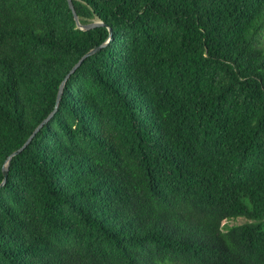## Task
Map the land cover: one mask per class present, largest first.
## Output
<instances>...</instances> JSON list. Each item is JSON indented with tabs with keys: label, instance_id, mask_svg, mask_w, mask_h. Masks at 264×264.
Masks as SVG:
<instances>
[{
	"label": "trees",
	"instance_id": "obj_1",
	"mask_svg": "<svg viewBox=\"0 0 264 264\" xmlns=\"http://www.w3.org/2000/svg\"><path fill=\"white\" fill-rule=\"evenodd\" d=\"M72 4L54 111L108 30L0 0V264H264V0Z\"/></svg>",
	"mask_w": 264,
	"mask_h": 264
},
{
	"label": "water",
	"instance_id": "obj_2",
	"mask_svg": "<svg viewBox=\"0 0 264 264\" xmlns=\"http://www.w3.org/2000/svg\"><path fill=\"white\" fill-rule=\"evenodd\" d=\"M67 3H68V7L69 9L71 10L72 14H73V18H74V21H75V24L77 26L78 29L82 30V31H87V30H90L94 27H98V26H103V27H106L107 30H108V38L107 40L101 44L100 46L86 52L83 56H81L79 58V60L73 65V67L70 69V71L67 73V75L64 77L63 81L60 83V86H59V89H58V93H57V97H56V103H55V108H54V111L55 109L57 108L58 106V103H59V100H60V97H61V94H62V90H63V87H64V84L65 82L67 81V79L69 78L70 75H72L79 67L80 65L82 64V62L87 59L88 57H91L92 55H94L95 53H97L102 47H104L111 39V35H112V32H111V28L110 27H107L106 25H104L102 22L100 21H95V22H92L90 24H87V25H81L79 23V20H78V17L75 13V10H74V7H73V4H72V0H67ZM50 113L48 115V117L46 119H44L34 130L33 132L31 133V135L28 137V139L24 142V144L16 151H14L10 156L7 157L6 161H5V164L3 165L2 167V174H3V181L2 183L0 184V186H3L5 184V180H6V176H7V169H8V164H9V161L11 159L12 156H15L17 155L19 152H21L29 143L30 141L32 140V138L35 136V134L40 130V128H42V126L48 122V120L52 117L53 113Z\"/></svg>",
	"mask_w": 264,
	"mask_h": 264
},
{
	"label": "rangeland",
	"instance_id": "obj_3",
	"mask_svg": "<svg viewBox=\"0 0 264 264\" xmlns=\"http://www.w3.org/2000/svg\"><path fill=\"white\" fill-rule=\"evenodd\" d=\"M246 220L244 218H237L233 221L228 222L229 226L243 224ZM225 223V222H224Z\"/></svg>",
	"mask_w": 264,
	"mask_h": 264
}]
</instances>
